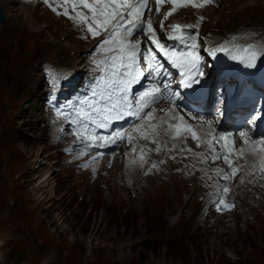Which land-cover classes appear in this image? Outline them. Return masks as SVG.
<instances>
[{
    "label": "rangeland",
    "instance_id": "rangeland-1",
    "mask_svg": "<svg viewBox=\"0 0 264 264\" xmlns=\"http://www.w3.org/2000/svg\"><path fill=\"white\" fill-rule=\"evenodd\" d=\"M198 1L204 6L172 18L194 22L203 17V31L212 37L239 33L249 44L250 34H254L260 38L254 49L264 56V32H256V27L263 29L264 0ZM2 6L7 15L0 23V83L4 86L0 93V264H264V219L259 227H250L244 220L239 233L226 227L216 232L211 226L220 216H209L212 222L203 229L208 232H199L196 221L207 217L204 205L209 188L204 194L194 191L197 185L206 187L204 176L199 175L203 182L193 188L185 186L181 192L170 187L145 192L146 181L138 177V170L148 176L158 173L155 169L160 171L162 164L153 162L150 168L132 166L129 170L117 159L105 164L98 175H89L77 169L69 157H62L56 144L45 139L50 136V121L43 69L55 65L73 68L72 62L85 57L83 65L75 67L84 74L91 59L97 63V90L104 88L99 79L105 72L110 74L112 55L108 60L91 57L98 48L83 32L86 25L69 18L75 17L73 8L63 18L54 14L64 10L63 5L52 7L55 12L41 2L4 0ZM88 12L83 13L91 16ZM25 57L30 58L27 65L23 64ZM56 82L60 84L58 74ZM97 100L98 93L93 96V102ZM159 134L171 137L153 131L147 135L149 141ZM5 137L9 139L3 140ZM130 173L137 175L129 177ZM186 192L187 199L195 195L187 201ZM239 197L242 205L253 200ZM240 210L247 208L240 206ZM211 234H216L215 243L205 240Z\"/></svg>",
    "mask_w": 264,
    "mask_h": 264
},
{
    "label": "bare ground",
    "instance_id": "bare-ground-1",
    "mask_svg": "<svg viewBox=\"0 0 264 264\" xmlns=\"http://www.w3.org/2000/svg\"><path fill=\"white\" fill-rule=\"evenodd\" d=\"M1 2H2V5H4V0H1ZM68 3H69V5H67V4H65V5H66L67 11L70 15L69 9L70 8L72 9V6H71L72 3L71 2H68ZM200 3L201 2L198 1V4H194V5H200ZM212 3L219 4V0H212L211 4ZM51 5H53V2ZM81 7H82V5H81ZM81 7H78V9L79 10L81 9L82 12H85L86 8H83V7L81 8ZM193 7L194 6L192 4L188 7L180 8L178 10V13L181 11H187L189 9H192ZM194 8L196 9V7H194ZM51 9L53 10L54 8H50L49 10H51ZM78 9H77V11H79ZM197 9H198V7H197ZM64 11H65V9L62 11L57 10V12L54 11L55 12L54 14L58 15L59 17L62 16L64 18L65 17V15L63 14ZM88 13H90V12H88ZM178 13H175L173 15V17H175ZM73 14L76 15V13H73ZM6 15H7V13H6ZM256 24L262 25L264 23L259 24L258 22H256ZM261 27L262 26L256 27L257 34L264 32V25H263V29L259 30ZM9 31L12 32V29L9 28L8 32ZM110 31H111V27L109 26L107 32L101 31L99 35L94 37L87 30L86 26L83 28V32L85 34L89 35L91 40L94 39L93 41H90V43L93 44V46H95V48L97 47L99 51H101V49L98 47V45L102 42L103 39H105L107 37L108 32H110ZM250 35L251 36L249 39V44H252L254 46H259L260 38L257 37L256 35H253V34H250ZM56 41H57V39H56ZM106 47H113L115 50L114 51H107V52L101 51V54L96 53L98 50H94V54L91 57L95 58L97 60H100V59L108 60V57L110 55L114 56L116 54L117 55L120 54V50L118 49L117 46L106 45ZM47 50H48V48H47ZM253 50L256 52L255 49L249 50L248 51L249 56H251V53ZM55 51H56V49H55ZM29 57L28 58L25 57L26 60H24V62H23L24 65L28 64V61L30 60ZM262 58H263V56L260 55L258 52H256L255 58L254 59L252 58L251 63L249 65H247L245 68V72L250 75L249 77H247L245 79V82L249 86H251V88H252L251 90H254L255 92L259 93L260 95H264V93H263L264 92V79H263L264 66L262 68L259 67V62L262 60ZM82 61H85V57H81L80 60H75L74 62H72L74 67L70 68L71 72L77 73L78 75H82L83 74L82 70L76 69L78 67L80 68V66L83 65ZM21 70H22V65H21L20 71ZM113 70L114 69L112 67L110 74H108L107 72L104 71L105 77L99 79V81L102 83V86H104V88H102V89H103V91H105V94L107 92V89H105L104 81L106 79H111V73ZM17 75H19V74H17ZM213 75L214 74L211 75V79H213V77H212ZM228 79H229L228 77H222L221 81L227 82ZM231 79L234 80L236 78L233 77ZM62 81H63V75L58 74V83H61ZM252 84H255L254 88H253ZM56 85H57V82H56ZM3 89H4V86L0 83V93L2 92ZM97 106L99 107L100 105H97ZM3 112L4 111L2 110V114H3ZM115 116H116V113L113 112L111 114V118L109 120L115 119ZM102 120H103L102 115H101V118L99 120L89 121L88 119L83 118L80 121L83 122L84 123L83 125H85L86 127L82 126L81 128L76 127L77 125L75 123V120H73V119H71L69 121L60 120L55 124V126L51 130L50 136H46L45 139L51 140L53 144L66 145L72 151H79V150L84 151V155L77 154L75 156L76 161H79V160H81V158L88 156V155H92L94 157H97L98 158L97 165L98 166L104 165L103 167L100 168V171H99V173H100L102 170L105 169V164L111 163L109 161V155H108L106 149L111 148L112 144H113V140L111 139V137L109 135L111 124H110L109 120H107V121H104L103 125H101ZM61 126H63V128H64L63 131L58 130L59 127H61ZM18 128H19V126H18ZM146 130H147V135L152 134L153 131L154 132L158 131L164 135H167V133L162 129L146 127ZM166 130L168 131V128H166ZM8 137L13 138L12 135H8ZM8 137H5L3 140H5V139L7 140ZM185 137H187V139L189 140L188 144L187 143L184 144V141L181 140V141H178V143L181 142L182 145H180L179 147H176V146L174 147L172 144L177 142V141H175L174 137H170V138L164 137L163 138V135L159 134L154 139V140L159 141V143L157 142L154 146H156V145L158 146L160 144L161 150L156 151V153H147V155H145L144 159H142V162L144 163L143 166L140 163H137V165L134 166L137 168L148 166L150 168V167H152V165H149V164L155 162L152 159H158L157 163L162 164L160 171L155 169L158 173L153 172V174H150L148 176H144L142 174L141 169L138 170L139 171V172H137V174L139 175L138 177H140V179L142 178L143 180L146 181V183L144 185L145 192H147V191L153 192L157 188L166 189L169 187L176 190V192H178V190H179V192H181L182 189L185 190L183 188L185 186L191 185V187L193 188L194 187L193 184L199 183V181L203 182L202 179L199 177V175H202L205 177V183H206L205 186L206 187L203 188L201 185H197L195 187L194 192L196 194L197 191H199V192L202 191V193L204 194L206 192V188H209V191H208L209 196H207V198L205 200V205H204V209L206 211L207 217L206 218L201 217L202 220L198 219L196 221V226L199 228V232H200V230L203 233L208 232V230H203V229H206L209 227L208 225L205 226L206 223L212 222L213 218H211L209 216H216L217 217V215H219L220 217H223V218L218 217L212 223L214 226H211V227L215 228L216 232L221 231L224 227H226V228H230L232 230H235L236 232L239 233V229L241 228V230H242L244 220H245L246 224H248V226H250V227H253V226L259 227L260 223H262V220L264 219L263 218L264 217V169H262L260 167V162H259L260 160H259L258 155H256V157H254V156H252L250 150H247L245 148H239V149L245 150V155L243 156V158L237 159L236 157H237V154L239 152L228 153L226 151L223 143H220L216 140L212 141V148L210 149L208 147V144L206 142H204V141L210 140V138L208 137V133L205 131L202 132L201 142H200L199 147H197V144L199 142H197L195 139L192 138V134L190 132H188ZM147 138L149 141L148 136H147ZM215 138L220 139L217 136V134H215ZM91 140H94V142H95V145L93 148H90L88 145V143ZM165 140H167V143H168V150H166L163 147ZM149 142L153 145V141H149ZM186 145L190 146L191 151H187L185 149ZM5 146L7 148V145H5ZM5 146H3L4 149H5ZM130 147H131V143L128 142L125 145L119 147L118 151H117V155H118L117 159H121L122 161H124L123 164L128 169L133 168L132 167L133 163L128 165L127 164V158H126V154L128 153V150ZM144 149H147V148H144ZM194 153H199L200 155H194ZM227 154L230 155V159L229 158L228 159L233 161V163L231 165V166H233V169L234 168L238 169V171L234 175H232L233 172H231L229 164L225 163L222 158L221 159H213L214 155H220L221 157H223L224 155H227ZM163 156H164V158L166 157L165 158L166 161H164L165 159L164 160L161 159V157H163ZM117 159L115 161H117ZM162 160L164 162H168V163L163 164L164 162H162ZM157 163H155V164H157ZM253 165H256L255 169H253ZM122 167H120L121 171H122V169H124ZM156 167H157V165H156ZM159 167L160 166H158V168ZM147 168H146V170H147ZM153 168H155V167H153ZM89 169H90V167H87L86 169L81 170V172H84L85 174H89V175L91 174L92 175L93 173H91ZM218 169H223L224 172L221 173L220 175H218L217 174ZM127 172H129V171H127ZM249 172H251L252 174L249 175ZM146 173H145V175H146ZM137 174H135V176ZM225 175H231L232 178L231 179H224ZM130 176L135 177L133 175V173H130L129 177ZM135 179H137V177ZM241 180H243V183H241ZM135 181H134V183H135ZM221 187H227L229 189V191L227 193H225L223 191H218V188H221ZM168 192H170V191H168ZM208 193H207V195H208ZM195 194L192 193L188 199L186 197V196H188L187 192L184 196L186 197L187 201H189ZM155 195H157V194H155ZM240 195L243 196L244 198H246V196H250L253 200L251 203H245L244 202V205H242L241 198L239 197ZM221 200L224 203H218V201H221ZM201 201L203 202V200H201ZM249 201H251V200H249ZM187 203L188 202H185L184 205H187ZM226 205H232V207L228 208V207H226ZM240 206L246 207L247 210L244 212L241 211ZM219 208L223 209V212H221L219 210ZM227 215H233V216L225 218ZM215 235L216 234H211V235L205 237V240L207 241L209 239H213V242H214Z\"/></svg>",
    "mask_w": 264,
    "mask_h": 264
},
{
    "label": "snow or ice",
    "instance_id": "snow-or-ice-1",
    "mask_svg": "<svg viewBox=\"0 0 264 264\" xmlns=\"http://www.w3.org/2000/svg\"><path fill=\"white\" fill-rule=\"evenodd\" d=\"M47 2V0H45ZM67 4L68 0H64ZM212 0H204V3H211ZM155 3L157 7L155 8V14L160 15V7L164 3H174V0H77V2L72 3V8L76 12L75 17L70 16V19H74L78 24H85L87 30L92 34V36H97L101 31H108L109 26L111 31L102 42L98 45L101 51H114L113 47H106V45L118 46L120 49L119 55H114L110 59L113 61V71L111 73V79H106L104 81L105 91H101L99 94V100L89 104V111L83 112V118L92 120L95 115H103V120L107 121L111 118L113 112L116 113L115 118L120 119L124 113L131 114L129 111L130 104L128 101L127 93L129 90V85L138 80V77H143L144 80H149L153 78V73L156 77H160L163 73L164 64L158 59V53L162 55L171 65L175 68L180 69L179 75L184 77L181 80V84L184 88H191L194 84H200L199 76H203L204 73L200 68L201 57L197 51L198 44L196 43L197 34H187L185 32L187 29L193 27H199V21L195 25H185L183 28L181 25H165L164 21L168 19L175 11L176 7H173L170 12L163 13V20L160 21L159 28L154 27V21L148 15L152 13L153 9L151 4ZM82 5L91 13V16L85 15L81 11H77L78 7ZM186 7L187 5H181ZM194 7H203L204 4L193 5ZM55 11V9H53ZM64 15H69L67 8L63 13ZM199 20H203L200 17ZM166 29H171L168 31L166 39H174L184 42L190 51L180 52L173 51L167 48L161 39L157 36L158 31H165ZM139 35L143 39L135 40V37ZM254 35V34H253ZM128 37H133V40H128ZM191 41V43H188ZM147 42L145 48H141L142 44ZM255 46L249 44L245 51L254 49ZM158 50V51H157ZM219 51H228L224 44L219 47L211 48L208 50L209 55L212 57L216 56ZM231 54V53H229ZM252 58L256 56V52L253 50L251 53ZM235 58V57H233ZM138 64L143 65V67H137ZM144 67H147L149 71L147 74L144 72ZM170 88V83L167 82L166 77L164 79H156L154 83L145 86V90L139 93V100L136 102V111L142 112L145 108L151 109L153 104H158L163 101L164 94ZM119 92L120 95H115ZM96 95V93H94ZM175 96L172 93L168 98L171 99ZM97 105H100L99 107ZM161 111H164L163 109ZM168 111H172L169 109ZM167 115V113H165ZM191 115V110H189ZM198 115V114H197ZM175 119V117H172ZM197 116H193L196 119ZM182 119V118H181ZM203 120V117H199ZM209 127H211V122H208ZM169 127H172L169 125ZM192 126L189 125L187 130L191 131ZM167 133V130H165ZM239 136L245 137L247 133L239 132ZM126 133L123 131L117 132L115 139L123 140ZM211 135V133H208ZM230 135V134H229ZM192 138L196 139L195 133L192 134ZM220 139H225L224 136H220ZM208 144V147L212 148V140L204 141ZM235 143L234 141L232 142ZM247 143V141H246ZM259 144L258 148L256 145ZM253 148L251 150L252 155H258L260 160V167L264 169V141L253 142ZM200 143L197 144V147ZM159 150V149H157ZM183 151V150H182ZM191 151V149H188ZM245 154L244 149H240L237 154V159L243 158ZM194 155H200L199 153H194ZM174 158V157H173ZM223 159L225 163L229 164L231 167L233 161L228 159L227 155L221 157L220 155H214L213 159ZM163 162V161H162ZM155 167V165H153ZM242 167V166H241ZM256 165H253V169ZM238 169L234 168L232 175H234ZM223 169H218L217 174L223 173ZM252 173L249 172V175ZM231 175H225L224 179H231ZM243 183V180H241ZM218 191H223L227 193L229 189L227 187L218 188ZM218 203H224L222 200ZM226 207L231 208L232 205H226Z\"/></svg>",
    "mask_w": 264,
    "mask_h": 264
},
{
    "label": "water",
    "instance_id": "water-1",
    "mask_svg": "<svg viewBox=\"0 0 264 264\" xmlns=\"http://www.w3.org/2000/svg\"><path fill=\"white\" fill-rule=\"evenodd\" d=\"M6 20V15L0 0V23Z\"/></svg>",
    "mask_w": 264,
    "mask_h": 264
}]
</instances>
